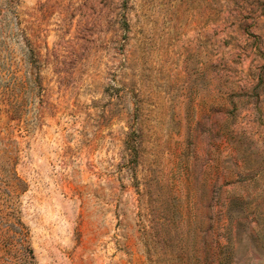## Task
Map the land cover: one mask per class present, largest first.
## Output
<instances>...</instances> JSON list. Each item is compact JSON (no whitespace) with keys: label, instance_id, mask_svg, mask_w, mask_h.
I'll use <instances>...</instances> for the list:
<instances>
[{"label":"rangeland","instance_id":"1","mask_svg":"<svg viewBox=\"0 0 264 264\" xmlns=\"http://www.w3.org/2000/svg\"><path fill=\"white\" fill-rule=\"evenodd\" d=\"M0 264H264V0H0Z\"/></svg>","mask_w":264,"mask_h":264}]
</instances>
